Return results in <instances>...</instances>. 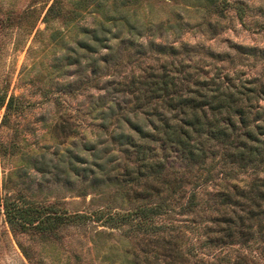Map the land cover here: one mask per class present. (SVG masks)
Wrapping results in <instances>:
<instances>
[{"label": "trees", "instance_id": "1", "mask_svg": "<svg viewBox=\"0 0 264 264\" xmlns=\"http://www.w3.org/2000/svg\"><path fill=\"white\" fill-rule=\"evenodd\" d=\"M185 1L202 7L197 29L209 36L226 26V6L236 18L245 13L238 0ZM88 3L99 9L105 0L67 9L51 0L44 15L65 23ZM110 3L107 24L92 18L70 42L58 40L64 48L47 63L56 74L36 82L54 137L77 135L80 118L90 129L78 146L71 141L74 153H41L37 168L51 183L76 182L95 208L63 216L19 197L3 202L6 221L56 239L62 228L99 220L111 229L84 234L93 254L82 264H264V63L252 73L224 68L220 52L181 39L189 22L179 13L143 20L135 9L149 0Z\"/></svg>", "mask_w": 264, "mask_h": 264}, {"label": "rangeland", "instance_id": "2", "mask_svg": "<svg viewBox=\"0 0 264 264\" xmlns=\"http://www.w3.org/2000/svg\"><path fill=\"white\" fill-rule=\"evenodd\" d=\"M238 1L244 4V15L236 18L232 15V6H226L225 17L221 19L226 26L213 36L197 29L198 24H203L202 7L185 0H149V4L140 6L135 12L143 20L151 21L172 20L174 14L179 13L189 22L181 32V39L188 47L193 44L202 53L218 51L224 68L234 66L252 73L264 63V59L258 57L259 50L264 48V28L258 26L264 23V0ZM50 2L0 0V264H82L93 254L87 248L89 241L84 234H91L98 228L111 229L101 225L99 220L85 218L82 227L69 225L57 233L56 239H46L31 230L12 228L4 217L3 202H20L19 197L63 216L73 212L88 214L95 208L91 194H76L72 189L76 182L51 183L50 179L42 178L37 168L39 162L36 160L41 153L55 158L66 153V146L74 153L76 146L71 141L75 138L78 146L81 139L90 136V129L87 120L80 118L76 125L77 135L62 140L54 137L50 132L53 110H47L36 82L40 77L44 82L48 76L56 74V66L51 69L47 63L55 46L59 51L64 48L63 44L58 45V40L70 42V36L79 33V27L91 24L93 19L104 16L106 24L111 20L107 19L112 14L111 0H105V5L99 9L88 3L79 15L65 23L44 15ZM75 3L76 0H60L64 9ZM125 9L128 14L132 10L131 7ZM10 95L11 104L6 107ZM117 233L114 229L109 240L113 242ZM22 246L29 257L23 254ZM232 247H226L230 254L234 252ZM87 264H97V258Z\"/></svg>", "mask_w": 264, "mask_h": 264}]
</instances>
